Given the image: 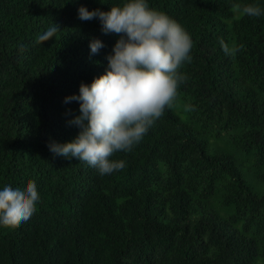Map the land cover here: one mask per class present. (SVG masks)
<instances>
[{
	"label": "trees",
	"instance_id": "trees-1",
	"mask_svg": "<svg viewBox=\"0 0 264 264\" xmlns=\"http://www.w3.org/2000/svg\"><path fill=\"white\" fill-rule=\"evenodd\" d=\"M125 2L0 0V190L34 180L40 196L28 221L0 226V264H264V15L232 11L264 0H147L193 41L177 101L112 174L50 151L77 137L80 102L65 98L120 39L79 7ZM221 39L244 48L226 56Z\"/></svg>",
	"mask_w": 264,
	"mask_h": 264
},
{
	"label": "clouds",
	"instance_id": "clouds-1",
	"mask_svg": "<svg viewBox=\"0 0 264 264\" xmlns=\"http://www.w3.org/2000/svg\"><path fill=\"white\" fill-rule=\"evenodd\" d=\"M238 17H260L264 9L258 4H234ZM79 19L98 18L104 34L120 35L112 55L107 57L105 73L91 84L81 83L79 95L65 98L80 102V115L70 125L80 131L72 142L51 143L49 149L65 158H77L109 175L125 168L124 160L110 159L117 152H131L141 142L149 128L160 119L165 109L172 108L178 98V88L187 79L180 71L190 62L193 41L190 34L167 14L150 8L147 0H127L110 11H89L81 6ZM60 28L54 24L38 37L44 43L55 37ZM226 56L235 58L244 45L230 47L219 41ZM91 53L104 47L100 39L90 42ZM188 111L194 110L187 105ZM40 200L36 182L30 180L25 189L5 185L0 190V226L18 228L36 212Z\"/></svg>",
	"mask_w": 264,
	"mask_h": 264
}]
</instances>
